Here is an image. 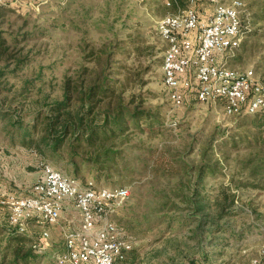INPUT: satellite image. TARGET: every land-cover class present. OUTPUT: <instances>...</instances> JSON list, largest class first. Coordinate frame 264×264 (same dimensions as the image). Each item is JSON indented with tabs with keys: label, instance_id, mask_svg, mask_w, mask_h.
<instances>
[{
	"label": "rangeland",
	"instance_id": "374dc122",
	"mask_svg": "<svg viewBox=\"0 0 264 264\" xmlns=\"http://www.w3.org/2000/svg\"><path fill=\"white\" fill-rule=\"evenodd\" d=\"M169 1L0 0V192L30 194L43 159L80 179L128 187L111 218L132 248L116 264H264L262 116L227 115L222 103L192 93L172 106L157 22L187 5L205 19L216 0H178L176 8ZM240 1L249 32L228 64L261 75L264 0ZM120 111L144 118L127 117L123 131L105 142L111 158H97L96 144L77 141V129L64 146L42 154L13 126L18 122L38 142L50 121L51 132L64 120L91 129L106 118L111 127ZM77 222L70 207L55 224L32 220L16 229L35 256L19 264H57L64 229ZM8 228L0 204V261L16 243Z\"/></svg>",
	"mask_w": 264,
	"mask_h": 264
},
{
	"label": "built area",
	"instance_id": "2783aa9c",
	"mask_svg": "<svg viewBox=\"0 0 264 264\" xmlns=\"http://www.w3.org/2000/svg\"><path fill=\"white\" fill-rule=\"evenodd\" d=\"M18 1L9 0L11 4ZM242 7L240 0H216L205 19L187 5L158 20V32L166 43L162 82L172 106L182 105L192 93L199 101L222 103L227 115L264 116V74L228 64L232 51L249 32L240 18ZM38 165L41 175L30 186V194L0 192V204L11 228L21 231L32 219L55 224L66 202L71 201L78 222L64 229L65 249L57 255L56 263L116 264L125 260L131 241L111 217L129 196L128 187L80 179L43 159Z\"/></svg>",
	"mask_w": 264,
	"mask_h": 264
},
{
	"label": "trees",
	"instance_id": "16d2710c",
	"mask_svg": "<svg viewBox=\"0 0 264 264\" xmlns=\"http://www.w3.org/2000/svg\"><path fill=\"white\" fill-rule=\"evenodd\" d=\"M178 0H170L169 5L172 7L176 8L178 6L177 4ZM92 89V88H91ZM63 105V101H60L58 103H55L56 107H59ZM259 114V113H258ZM257 115V114H256ZM261 115V114H259ZM2 117L4 114L1 115ZM138 116V117H137ZM262 118L261 120L257 123L259 124L258 126L264 124V116L261 115ZM129 117L131 119L137 117V118H144L143 113H140L139 115L135 112L125 114L122 113V111L118 112L117 116H113V123L114 126L108 127L107 122L108 120L105 118L103 123L101 125H97L95 127H91L88 125L86 128H82L81 125H78V127L75 125V123H71L69 120H64L61 123H58V129L54 132H51L52 130V124L54 123L53 121L49 122V127H46L44 129V133L41 135L39 138L38 142L34 141V138L32 137V134L27 128H24L21 124L18 122L13 123V126H15L16 134L19 140L25 145L32 146L35 145L34 149L35 151L38 150L40 153H44L45 149L46 150H51V152L56 151L60 147L64 146L66 144V139L68 134L71 132L78 130L77 133H75V139L79 142H83L85 146H89V144H96L98 151L99 152L97 155L102 158H111L112 155V150L109 146L105 147V142L111 137L116 134V131H123L125 128L124 122L125 119ZM124 126V127H123ZM90 130V131H88ZM79 132V135H77ZM81 138H79V137ZM14 139V136H13ZM105 147V148H104ZM88 148V147H87ZM91 153V151H89ZM41 155V154H40ZM35 220V219H32ZM32 220L29 221L32 222ZM9 231H11L8 235L9 241H11V238H15L16 240L15 244H11V242L8 243L7 245V250L3 253V259L0 261V264H19L21 262L28 261L30 259H33L35 256L33 254V249L32 247L30 248H24L23 246V238L14 235V233H19L16 231V229L13 228H8ZM1 233V229H0ZM9 256V261L6 262V258Z\"/></svg>",
	"mask_w": 264,
	"mask_h": 264
},
{
	"label": "crops",
	"instance_id": "0c3cea01",
	"mask_svg": "<svg viewBox=\"0 0 264 264\" xmlns=\"http://www.w3.org/2000/svg\"><path fill=\"white\" fill-rule=\"evenodd\" d=\"M40 175H41V171H40ZM40 175H39V176H40ZM39 176H38V177H39ZM70 207H73V204H72L71 201H67L66 204H65V206H64L63 212H64L66 209H70ZM63 212H62V214H63ZM62 214H61V215H62ZM76 214H77V213H76Z\"/></svg>",
	"mask_w": 264,
	"mask_h": 264
}]
</instances>
